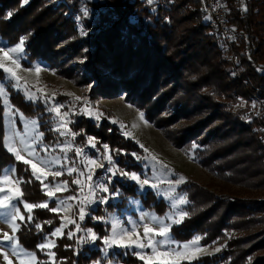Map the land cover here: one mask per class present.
Segmentation results:
<instances>
[{"label": "trees", "instance_id": "16d2710c", "mask_svg": "<svg viewBox=\"0 0 264 264\" xmlns=\"http://www.w3.org/2000/svg\"><path fill=\"white\" fill-rule=\"evenodd\" d=\"M108 1L105 11H97L99 30L95 32L92 24L86 23L88 33L81 38L74 14L76 0H0V38L14 46L21 36H27L23 67L43 62L57 73L62 69L60 72L65 70L77 79L96 81L94 99L125 94V100L143 112L148 122L164 130L186 118V128L172 131L177 147L188 149L198 143L203 148L196 153L203 158V165L219 164L217 167L226 171L234 164L243 178L241 182L262 194L216 200L200 198V192L192 191L195 211L207 208L173 227L174 239L187 242L206 233L209 239L226 242L221 254L203 257L193 264H264V117L247 124L242 114L230 113L225 102L236 95L251 101L256 97L255 108L264 110V0H222L234 35L231 47L243 68L246 86L231 77L229 61L223 55L224 43L207 24L205 0H163L154 14L145 6V0ZM84 59L86 63L82 64ZM0 77L4 78L2 71ZM7 90L13 105L28 108L30 104L24 97L9 87ZM170 106L177 108L175 113L164 117ZM94 122L78 117L71 125L78 133L76 141L93 137L98 145H107L112 155H119L118 164L128 171H140L132 157L140 147L120 135L111 123L102 121L98 126ZM4 139L0 104V175L14 166L24 197L37 201L32 203L46 201L48 197L39 189L30 168L8 152ZM123 187L124 200L137 196L135 185ZM123 199L115 206H107V211L121 210ZM159 203L146 205L153 209ZM51 208L53 204L36 209L31 222L19 223V245L36 254L37 264H44L45 257L38 245L60 224V215ZM89 223L88 220L84 226ZM93 226L98 248L80 246L66 231L63 238L56 240V264H91L100 260L101 240L108 236L110 226ZM232 233L237 236L228 239ZM119 261L141 264L129 254Z\"/></svg>", "mask_w": 264, "mask_h": 264}, {"label": "rangeland", "instance_id": "374dc122", "mask_svg": "<svg viewBox=\"0 0 264 264\" xmlns=\"http://www.w3.org/2000/svg\"><path fill=\"white\" fill-rule=\"evenodd\" d=\"M108 2V0H76V3H73L77 6L74 14H76V26L81 38L88 33L86 23L90 22L95 32L99 30V28L96 29L99 25L98 12L105 11L109 6ZM27 3L26 1L23 4L27 5ZM85 9H87L86 15ZM149 11L152 14L155 13ZM14 46H9L0 38V47L7 49ZM13 55L19 59V68H16L11 60H4L0 53V63L13 69L16 76L20 78L17 83L10 73L0 68V71L4 73V78L0 77V88H3V94H0V104L4 116L5 147L14 157L15 154L9 151L12 147L18 149L24 159L39 162L37 167H42L47 173V178L45 179L42 175L41 180L49 186L48 189H44L41 181L35 178L31 165L27 166L30 168L32 177L39 183L42 193L55 190L57 185L62 186L55 196L49 197L45 194L48 199L39 202L47 203L48 206L53 204L54 208L59 209V212L55 213L60 215V224L51 232L62 227V233L59 236H52V233L45 235L43 244L51 243L56 246V240L63 238L64 233L69 231V235L75 238L76 243L80 246L85 245L90 249H96L98 248L96 242L98 236L93 225L104 223L110 226L109 234L101 240L100 260L91 264H120L119 258H125L127 254L136 257L141 264H193L194 261L203 257H214L224 251L226 242L215 238V240L209 239L206 233L197 234L187 242L174 239L173 227L182 225L203 208H207V206H203L202 209L199 208L195 211L191 200L192 191L193 194L195 190L200 192V196H202L200 198L208 196L216 200L227 199V197L251 198L262 193L241 182L243 178L238 176L239 170L236 166L234 167V164H230L226 171L218 168L219 164L211 167L203 165V158L196 153V150L203 148L198 143L188 149L177 147L175 141L177 137L172 131L186 128V118L174 124L170 128L171 130H164L162 127L148 122L143 112L125 100V94L110 99H94L92 92L96 87V81L77 79L67 74L65 70L60 72L62 69H59L57 73L43 62H37L33 67L25 68L22 65V61L26 58L25 47L22 53ZM223 55L229 61L231 77L246 86V82L242 78V66L234 65L230 53L225 50ZM85 63L86 60H82V64ZM75 64L73 65L75 66ZM36 68H39L40 71L36 72ZM8 87L19 94L20 98L24 97L25 101L30 104L27 109L26 107L19 108L11 103ZM76 97L81 99L77 100ZM257 101L256 97L251 101L250 98L237 95L232 101L225 100L228 111L233 115L242 114V118L247 124H250L255 118L264 117V110L255 108ZM176 109V107L170 106L163 116H170V113H175ZM45 115L48 116L47 120ZM78 117L91 119L98 126L102 121L108 125L111 123L116 127V131L120 132V135L136 143L140 147V151L132 153V157L136 165L140 166V171H128L123 165L118 164L119 155H112L107 145H98L97 140L93 137H88L84 142L78 143L76 141L78 133L71 127L78 121ZM33 121L35 124L32 123ZM42 125L45 129L42 128ZM41 133L42 137L37 140L36 138ZM21 140L29 144L35 153L34 156H28ZM194 145L199 147L194 148ZM77 149L80 151L77 152ZM152 156H155L156 160H153ZM108 157H111V161ZM91 160H95L97 163L90 164ZM125 162L126 166H129V162L127 160ZM162 165H167V167ZM69 169H75V171L70 174ZM55 171H60L62 174L59 177L53 176L51 173ZM90 171L92 179L88 180ZM121 172L128 173V175H122ZM39 174L38 171L37 175ZM133 174L139 177V181L132 179ZM5 175L9 177L11 183H3ZM181 177L184 178L183 181H181ZM77 179L81 181V184L73 183ZM143 179H148L149 184L142 185ZM17 180L21 181L16 177L15 167H7L0 175V187L11 188L13 191L11 193L0 192V199L6 194L18 195L15 189H21V183H16ZM65 182H67L66 188L63 187ZM131 184L135 185L137 196L124 200L123 185ZM104 186L108 187V192L102 191ZM192 186L195 187L191 189ZM22 193V198L14 200L13 203L20 209V215L24 217L23 220L18 216L15 221H11V209H0V264H7V261L4 260V253L8 254L12 264H20L21 260H24L25 264H37L38 262L35 253L16 244L19 223L26 220L31 222L33 211L42 209L34 208L28 212L23 207L24 203L37 201L26 199L23 190ZM122 199L125 201V205L121 206V210L118 212L107 211V206L110 204L115 206L117 203H121ZM157 202H160L159 206L153 209L146 205L148 203L150 206H154ZM81 209L84 212L83 219L80 218ZM88 220L90 223L86 227L84 225ZM10 223H15L18 226L16 233L12 232ZM145 224L157 232L161 228H167V235L150 234L153 247H147L148 241L144 238ZM70 226L73 229H70ZM4 232L13 236V241H4ZM131 233H138L140 239L138 240L136 235H131L129 239V235L126 234ZM235 236H237L236 233H232L228 235V239ZM196 238L199 239L193 244L192 242ZM106 240L108 243H105ZM207 240L209 243L206 242ZM138 242L144 243L145 247H137L136 243ZM125 244L128 246H123ZM185 244L189 245L188 255L181 258L177 254L185 253L186 250L183 247ZM12 247L17 248L18 255L13 254ZM54 247L40 249L45 256L44 264H56ZM153 248L156 249V256H153ZM196 249H200V251H196ZM50 253L54 255H50ZM160 253H167L169 259L165 260L159 255ZM29 254H34L36 260L31 261ZM141 256H144L145 259H141Z\"/></svg>", "mask_w": 264, "mask_h": 264}, {"label": "snow or ice", "instance_id": "6c2138e0", "mask_svg": "<svg viewBox=\"0 0 264 264\" xmlns=\"http://www.w3.org/2000/svg\"><path fill=\"white\" fill-rule=\"evenodd\" d=\"M84 13H85V15L87 14V9L84 10ZM8 15L11 16V13H9ZM27 38H28L27 36H21L19 38V40H18V43L14 47H9L7 49H5L4 47H0V53H2L3 59L4 60H11V63L13 65H15L16 68L20 67L19 59L16 56H14L13 54L22 53L24 51L25 41L27 40ZM0 68H3L5 72L10 73L12 78L15 79L17 81V83H19V79L20 78L18 76H16V73H15V71L13 69L6 67L2 63H0ZM39 71H40V69L36 68V72H39ZM0 94H3V88H0ZM76 99L80 100L81 98L80 97H76ZM57 111H58V109H57ZM141 118H143L142 115H141ZM32 123L35 124V121H33ZM25 127H27V125H25ZM42 135L43 134L41 133L40 136H38L36 139L39 140L40 137H42ZM21 143L24 144V151L27 152L29 157H32V156L35 155L33 149L29 146V144L27 142L21 140ZM195 147H199V146L194 145V148ZM9 151H11V152H13L15 154L16 160H18V161L22 160L23 163L26 164V165L30 164L31 168H32V173L35 176V178L37 180L41 181V184L43 185L44 189H48L49 188V186L44 184V181L41 180V176L42 175L45 177V179L47 178V173L43 170L42 167L41 168L37 167V163H39V162H33L31 159H24V157L21 155V152L18 149H16L15 147L10 148ZM79 151L80 150L77 149V152H79ZM145 151H147V149H145ZM108 159H109V161H111V157H108ZM152 159L156 160V157L152 156ZM89 163L95 165L97 162L95 160H91V161H89ZM97 166H100V165H97ZM162 166L165 167V168L167 167V165H162ZM38 171L40 172L39 175H37ZM73 171H75V169H69V173L70 174ZM51 174L53 176L59 177L62 173L60 171H55V172H53ZM121 174L122 175H128V173H124V172H121ZM113 175H115V173H113ZM91 179H92V174H91V171H90V174L88 176V180H91ZM132 179L139 181V177H137L135 174L132 175ZM180 179H181V181L184 180L183 177H181ZM27 182H30V181H27ZM3 183H5V184L11 183V181L9 180V177L7 175H5ZM16 183H22V181L17 180ZM73 183H76V184L79 185V184H81V181L79 179H77V180H74ZM141 183H142V185H148L149 181H148V179H143V181ZM152 186L155 187L156 185H152ZM61 187H62L61 185H57L55 190H48V191L45 192V194L47 196H49V197H53V196H55L56 192L61 190ZM63 187L64 188L67 187V182L64 183ZM108 190H109L108 187H106V186L102 187V191L103 192H108ZM12 191L13 190L11 188L5 189V188L0 187V192L11 193ZM15 192L18 193V195L13 196V195L6 194V195L3 196L2 199H0V209H11V213H10L11 221H15L18 216H19V218L21 220L24 219V217L22 215H20V209L13 203L14 200H19V199L22 198V195H23L22 190L19 189V188H16ZM73 199H74V197H73ZM182 203H183V201H182ZM23 207L28 212H31L34 208H48L49 206H48L47 203L33 204V203L25 202ZM50 210L54 211V212H59L58 208H51ZM83 216H84V212H83V209H81L80 218L83 219ZM9 226L11 227L13 233L17 232L18 226L15 223H10ZM167 232H168L167 228H161L157 232L155 229H153V228L149 227L147 224H145L144 225V238L147 239V241H148L147 247H153V242L151 240V235L165 236V235H167ZM61 233H62V227H58V228H56V230L51 235L52 236H59V235H61ZM126 235H129V239L131 238V235H136L138 240L140 239L138 233H131V234H126ZM3 237H4V241H9V242L13 241V239H14V237L10 236L9 233H7V232L3 233ZM93 238H95V237L93 236ZM121 239H123V237H121ZM198 239L199 238H196V240H194L192 243L195 244L198 241ZM105 243H108V241L106 240ZM16 244L17 245L19 244L18 240L16 241ZM54 246L55 245L51 244V243L50 244H43L42 243V244L38 245V247L40 249H44L46 247H54ZM123 246H128V245L125 244ZM136 246L143 248V247H145V244L142 243V242H138V243H136ZM183 247L186 250L185 253H178L177 254L181 258L186 257L188 255L187 250L189 249V245L185 244V245H183ZM217 250H219V249H217ZM196 251H200V249H196ZM12 252H13V254H17V255L19 254L17 252V248L16 247H12ZM50 255H54V254L50 253ZM156 255H157L156 249L153 248V256H156ZM159 255L162 258H164L165 260L169 259L167 253H160ZM3 256H4V260L7 261V264H12V261L9 260V257H8L7 253H4ZM29 256H30V260L31 261H35L36 260V257H35L34 254H29ZM140 258L141 259H145L144 256H141ZM20 264H25V261L21 260Z\"/></svg>", "mask_w": 264, "mask_h": 264}, {"label": "built area", "instance_id": "2783aa9c", "mask_svg": "<svg viewBox=\"0 0 264 264\" xmlns=\"http://www.w3.org/2000/svg\"><path fill=\"white\" fill-rule=\"evenodd\" d=\"M154 1L157 3L155 4ZM154 1L145 0V6L153 12L163 3V0ZM205 13L208 26L221 37L225 46V51L230 53L234 65H239V59L231 47L232 42L234 41V35L229 25L227 10L223 1L205 0ZM258 109L260 108L258 107Z\"/></svg>", "mask_w": 264, "mask_h": 264}]
</instances>
